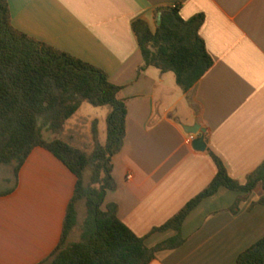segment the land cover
I'll return each instance as SVG.
<instances>
[{
	"label": "crops",
	"instance_id": "obj_1",
	"mask_svg": "<svg viewBox=\"0 0 264 264\" xmlns=\"http://www.w3.org/2000/svg\"><path fill=\"white\" fill-rule=\"evenodd\" d=\"M8 4L16 29L102 69L121 87L126 136L112 158L116 189L106 193L102 209L116 204L118 218L148 248L178 234L152 230L213 180L217 167L212 154L240 184L264 161V0ZM167 6H178L184 20L204 16L199 35L213 65L188 93L177 86L172 72L140 70L143 59L132 23L143 19L154 31L155 10ZM77 112L66 122L61 139L90 148L96 121L103 144L101 120L76 118ZM194 125L204 130V150L192 144L200 133L189 135L183 129ZM75 185V175L42 147L31 151L16 175L0 172V264H38L54 252ZM261 194V188L245 193L221 187L185 218L183 244L157 251L150 264H236L242 252L264 237ZM237 199L238 209L232 212ZM75 208L77 225L67 244L79 240L85 216L77 203Z\"/></svg>",
	"mask_w": 264,
	"mask_h": 264
},
{
	"label": "trees",
	"instance_id": "obj_2",
	"mask_svg": "<svg viewBox=\"0 0 264 264\" xmlns=\"http://www.w3.org/2000/svg\"><path fill=\"white\" fill-rule=\"evenodd\" d=\"M155 17L154 31L143 19L132 23L143 59L140 70L154 67L162 73L172 72L177 86L188 93L213 65L199 35L204 16L197 14L184 20L178 6H167L157 8ZM120 91L121 87L112 84L102 69L16 29L8 0H0V165L12 166L16 175L31 151L42 147L76 177L60 242L38 264H150L157 251L183 244L180 230L185 218L221 187L245 193L261 188L258 202L264 205V161L240 184L212 154L217 167L213 180L163 225L152 230L172 229L178 234L148 248L144 238L118 218L116 204L102 209L106 193L116 189L112 158L121 151L126 136L127 110ZM84 102L109 109L103 144L98 141L96 121L92 124L90 148L75 147L61 137L44 139L45 131L62 134L66 122ZM87 169L91 175L86 185ZM80 200L85 201L80 238L67 244L69 233L77 225L75 205ZM239 201L232 206V212L238 209ZM236 264H264V237L242 252Z\"/></svg>",
	"mask_w": 264,
	"mask_h": 264
},
{
	"label": "rangeland",
	"instance_id": "obj_3",
	"mask_svg": "<svg viewBox=\"0 0 264 264\" xmlns=\"http://www.w3.org/2000/svg\"><path fill=\"white\" fill-rule=\"evenodd\" d=\"M156 24V17L154 21V26ZM81 109L77 112L76 118H84V117H93L96 116L101 120V137H103V140L105 139V129H106V121L105 117L106 114L108 113V109L106 107H93L89 105L88 103H83L81 105ZM68 134V133H66ZM63 136V133L60 134L59 136L54 135L51 132L45 131L43 133V137L45 140L49 141L52 140L55 137H61ZM90 146V145H89ZM0 172L2 174H9L10 176H13L14 170L12 166L9 165H0ZM90 175H91V170L87 169L84 175V183L87 185L90 181ZM78 209L80 210V213L82 214V217L85 215V201L80 200L77 202Z\"/></svg>",
	"mask_w": 264,
	"mask_h": 264
},
{
	"label": "water",
	"instance_id": "obj_4",
	"mask_svg": "<svg viewBox=\"0 0 264 264\" xmlns=\"http://www.w3.org/2000/svg\"><path fill=\"white\" fill-rule=\"evenodd\" d=\"M184 131L187 134L196 135L200 133V136L195 138L192 142L193 147L198 150H204L205 148V141H204V130L200 128L198 125L194 126H183Z\"/></svg>",
	"mask_w": 264,
	"mask_h": 264
},
{
	"label": "built area",
	"instance_id": "obj_5",
	"mask_svg": "<svg viewBox=\"0 0 264 264\" xmlns=\"http://www.w3.org/2000/svg\"><path fill=\"white\" fill-rule=\"evenodd\" d=\"M189 135H191V134H189ZM130 178H131V176L129 175V176H128V179H130Z\"/></svg>",
	"mask_w": 264,
	"mask_h": 264
}]
</instances>
